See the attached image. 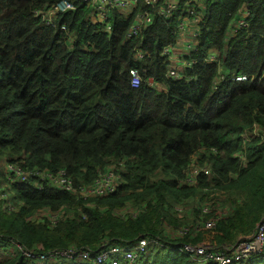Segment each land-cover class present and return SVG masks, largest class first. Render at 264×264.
<instances>
[{
    "label": "trees",
    "instance_id": "trees-1",
    "mask_svg": "<svg viewBox=\"0 0 264 264\" xmlns=\"http://www.w3.org/2000/svg\"><path fill=\"white\" fill-rule=\"evenodd\" d=\"M58 1L0 0V165L63 169L74 187L111 165L119 178L114 192L86 199L10 183L0 199V247L9 240L34 254L72 247L93 255L104 242L147 239L132 264H193L178 248L199 242L229 253L264 218V142L243 136L264 130V0H206L184 79L164 76L159 51L173 44L188 0H178L169 19L154 18L141 39L126 37L135 10L113 12L109 33L90 23L81 0H68L75 9L58 15L55 27L33 16ZM240 8L247 26L226 39ZM134 48L148 56L135 60ZM210 54L216 60H204ZM142 67L164 89L131 87L128 70ZM239 75L246 79L233 80ZM192 162L209 174L188 185ZM208 219L214 224L204 229ZM182 227L188 231L177 236ZM0 264L32 263L17 254ZM231 264H264V248Z\"/></svg>",
    "mask_w": 264,
    "mask_h": 264
},
{
    "label": "built area",
    "instance_id": "built-area-1",
    "mask_svg": "<svg viewBox=\"0 0 264 264\" xmlns=\"http://www.w3.org/2000/svg\"><path fill=\"white\" fill-rule=\"evenodd\" d=\"M206 0H188L189 15L179 16L174 25V41L172 45H165L159 51L161 57L166 64L164 76L170 79H184L182 70L195 63V60L189 58V55L194 52L198 43L200 34V17L199 13L204 8ZM144 6L137 10L138 3ZM81 6L88 9L89 21L95 24L104 33H109L111 30V18L113 12L123 16L131 14L134 10L132 20L126 30V37H139L141 39L142 30L151 24L154 18L167 20L178 8V0H81ZM72 1L60 0L49 6L42 7L32 12L34 17H38L45 26L55 27V19L58 15L74 10ZM237 16L234 20L228 23L226 28V39L231 38L239 29L246 28L248 11L240 8L236 12ZM59 29L64 31V25H60ZM145 56H148L147 51H142L137 48L133 49V58L140 61ZM204 60L214 61V55H208ZM128 83L131 87H137L140 83L145 84L154 90L164 89L163 85L154 80L153 77L146 75L144 67L130 68L127 72ZM246 77L243 75L233 77V80L243 81ZM249 135L258 137L264 142V130H259L253 127L250 133H245L244 139ZM195 156L192 158L194 159ZM193 161V160H192ZM5 181L10 184L14 182H26L36 189H41L43 184L50 187L60 189L69 193H73L83 199L103 196L114 192L118 174L116 166L111 165L107 169L99 171L89 184L73 186L71 179L63 169L57 170L51 174L47 171L37 169L26 170L16 163L6 162L4 164ZM201 172L203 175H208V168L198 167L195 162H192L185 170L186 177L184 183L194 184L195 176ZM9 188V187H8ZM8 197L7 192L0 186V199ZM6 209L12 210L14 206L6 203ZM178 212L182 208H175ZM210 208L202 207L203 213H208ZM214 215L219 218L221 212L216 210ZM48 220L51 225H54L57 220V214L51 213L48 215ZM214 224L213 219L205 221L203 228H211ZM198 230V227H195ZM188 231L187 227H182L177 230V235ZM149 241L140 239L135 244L130 246H119L104 242L100 250L95 254L90 255L88 251L66 248L62 250H54L46 254L23 250L20 245L14 241H9L0 247V260L4 257L14 258L20 254L28 263L32 264H132L145 250ZM264 248V218L257 224L256 229L250 237L243 240L232 248L229 253L215 249L213 246L199 242L197 244H183L178 250L188 257L193 264H204L208 261L215 264H231L245 259L248 256L259 253ZM225 250V248L223 249Z\"/></svg>",
    "mask_w": 264,
    "mask_h": 264
},
{
    "label": "rangeland",
    "instance_id": "rangeland-1",
    "mask_svg": "<svg viewBox=\"0 0 264 264\" xmlns=\"http://www.w3.org/2000/svg\"><path fill=\"white\" fill-rule=\"evenodd\" d=\"M0 174L2 175L3 178L0 177V186L1 188H3L5 190V192H7V194L9 195L10 194V191H9V184L4 180V165H0ZM4 202H0V205L3 206ZM178 212V211H177ZM180 213V212H178ZM40 215H43V213H41ZM263 218V216L261 218H259L260 220ZM258 219V220H259ZM257 220V221H258ZM257 221L255 222V224L251 227L250 229V232L248 235H246V237H250L253 233V228L255 229L254 226H256L257 224ZM178 236V235H177ZM239 237H241V235H239Z\"/></svg>",
    "mask_w": 264,
    "mask_h": 264
}]
</instances>
